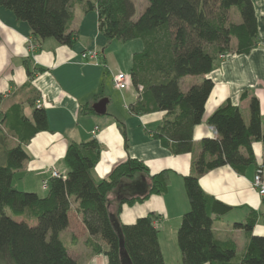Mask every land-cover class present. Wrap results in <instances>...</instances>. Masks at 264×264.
<instances>
[{"label":"trees","instance_id":"16d2710c","mask_svg":"<svg viewBox=\"0 0 264 264\" xmlns=\"http://www.w3.org/2000/svg\"><path fill=\"white\" fill-rule=\"evenodd\" d=\"M74 1L0 0V5L27 21L37 38L45 39L65 37ZM85 7L97 10L98 27L107 40L143 41L142 49L132 54L129 72L138 98L128 108L135 114L166 111L154 136L175 154L192 151L194 127L203 119L214 81L204 77L183 90L181 80L208 74L218 56L227 51L247 54L257 46L259 25L253 0H148L136 18L134 0H86ZM233 7L241 22L231 19ZM100 61L105 67V60ZM247 95L245 90L241 97ZM37 99L39 93L34 90L26 101L12 103L0 115V264H81L60 236L69 225L72 209L80 214L89 234L105 242L103 247L87 240L95 252L106 255L107 264H123L125 254L131 264H166L154 224L157 215L151 212L127 224L121 222L120 213L125 203L165 192L168 170L151 174L144 161L128 157L98 179L93 169L101 157V144L92 138L69 142L64 155L67 173L52 176L45 194L13 184L15 171L28 158L25 145L49 129L47 111L35 103ZM25 103L32 107L30 114ZM81 111L95 112L92 105H84ZM207 121L218 136L202 139V152L192 162L195 173L184 176L190 208L177 229L182 264H264V234L252 232L257 212L250 211L245 222L236 223L248 233L245 250L237 255L235 242L220 240L213 231L212 214L220 216L231 207L206 194L198 180L199 174L222 165L243 172L256 163L252 142L264 144L259 99L251 96L248 121L230 100ZM258 169L264 172V161Z\"/></svg>","mask_w":264,"mask_h":264},{"label":"crops","instance_id":"0c3cea01","mask_svg":"<svg viewBox=\"0 0 264 264\" xmlns=\"http://www.w3.org/2000/svg\"><path fill=\"white\" fill-rule=\"evenodd\" d=\"M85 1L73 2V19L63 33L65 37L51 36L45 39L37 38L27 21L17 19L10 9L0 5V115L12 103L26 101L37 90L39 99L35 103L46 109L49 125L48 130L38 132L25 145L28 158L15 171L13 184L19 189L40 193L42 188L47 192L43 182L47 181L49 185L54 168L62 174L67 173L64 155L69 142L92 138L101 144V157L93 169L98 179L107 177L116 164L128 157L144 161L151 174L168 170L170 179L165 192L151 194L144 201L125 203L120 213L121 222L127 224L151 212L157 215L155 225L163 257L168 264L162 240L166 241L169 228L171 234H177L181 217L190 208L184 176L195 173L192 162L202 152V139L218 136L216 128L207 121L209 115L230 100L241 108L248 121L250 98L255 95L259 99L264 129V0H253L259 25L258 44L255 48L247 54L227 51L224 57L218 56L208 74L183 78L187 81L184 87L181 86L183 90L202 81L204 77L212 78L214 86L205 103L203 119L194 127V147L192 151L180 154L173 153L154 136L156 128L167 117L166 111L135 114L129 110L128 104L137 100L138 92L122 91L111 85V77L115 72L130 71L132 54L142 49L143 41L135 38L123 42L118 59L113 60L111 44L108 46L109 40L98 27V12L96 9L87 11ZM147 4L148 0H144L135 18ZM231 19L241 22V17L232 13V9ZM90 49L102 52L107 70L95 61L83 58L82 53ZM108 71L111 76L106 73ZM109 88L116 94L114 97L108 93ZM245 90H248V95L242 98ZM103 97L108 98L105 114L81 111L84 105H93ZM119 97L126 108L124 116L109 109L110 105L120 102ZM31 109V105L25 103L26 113L30 114ZM96 125L99 126L98 130H94ZM252 147L256 163L247 166L243 172L226 164L198 175L199 184L206 194L231 207L220 216L212 214L213 231L220 240L234 241L237 255L244 252L248 233L244 227L236 226V223L245 222L250 211L257 212L252 232L264 234V198L253 183L258 166L264 161V144L255 140ZM109 197L114 200V192ZM114 204L111 209H114ZM69 214V225L61 234L67 231L71 244L84 242L85 247L92 250L87 245V240L91 238L105 245L100 236L89 234L75 209ZM76 246H68L69 253L75 258ZM91 250L86 258L87 264H101L102 261L107 264L105 254L92 255Z\"/></svg>","mask_w":264,"mask_h":264},{"label":"rangeland","instance_id":"374dc122","mask_svg":"<svg viewBox=\"0 0 264 264\" xmlns=\"http://www.w3.org/2000/svg\"><path fill=\"white\" fill-rule=\"evenodd\" d=\"M134 2H135V5H136V12H135V14H138V12L139 11H141V8H142V5H143V3H144V0H134ZM233 12H235V13H237L239 16H240V13H239V11H238V9L236 8V7H233L232 8V13ZM135 14H134V18H135ZM123 42H126V41H122V40H119V39H112V40H110L109 42H108V46H109V44H111L110 46V52H111V56H112V58H114L113 60H115V58H116V60L118 59V55H119V53L121 52V50H122V48H123ZM127 44H131V43H127ZM97 50V49H96ZM97 52H98V58H99V60H95V59H90V60H93V61H95L96 63H98V64H100V65H102L101 64V59L103 58L104 59V56L102 55V52L99 50H97ZM101 58V59H100ZM105 62V61H104ZM116 62V61H115ZM106 64V63H105ZM103 66H104V64H103ZM104 68H106V70H107V67L105 66ZM115 71H117V68L115 69ZM127 74H129L130 75V72L128 71V70H124ZM107 74H108V76H111V72H106ZM116 73V72H115ZM113 76V75H112ZM130 77H131V75H130ZM112 78V77H111ZM186 82L187 81H185V79H183L182 81H181V86L182 87H184L185 85H186ZM113 87H114V84H113V82H112V84H111ZM109 87V86H108ZM115 88V87H114ZM120 90V89H119ZM127 91L128 92V90L129 91H133L134 93H137L138 92V90H137V88L135 87V85L131 82L130 83V85H129V87L128 88H125V89H122V91ZM108 93H110V95H112L113 97H114V95H116L114 92H112L111 91V89L109 88L108 89ZM138 94V93H137ZM119 99H120V97H119ZM111 104V103H110ZM38 105V104H37ZM113 109V110H116L118 113H119V115L121 116H124V115H126V114H124L125 113V110H126V108L124 107V104L121 102V99H120V102H118V103H114L113 105H110L109 106V109ZM121 111H123L122 113H121ZM27 191H33V190H27ZM41 191L42 192H40V194H42L43 192H46L45 190H43L42 188H41ZM154 224H155V220H154ZM61 237H62V239L64 240V242L66 243V245L67 246H69V247H74L75 245H77L76 246V249L74 250L75 251V253L77 254V258L79 259V261H80V263L81 264H87V262H88V260L86 259L87 257H88V252L91 250H89L88 249V247H85V243L83 242V243H77V244H71L69 241L71 240L70 238L68 239V236H67V231L66 232H63L61 235H60ZM161 238H162V236H161ZM166 241H163L162 240V247H163V251H164V253H165V257H166V262L168 263V264H182V260H181V252H180V249H179V247H178V243H177V234H171V228H169L168 230H167V233H166ZM69 240V241H68ZM87 245H89L88 244V241H87ZM101 245L103 246V247H105V245L104 244H102L101 243ZM91 252H92V255H94V254H98L97 252H95L93 249L91 250ZM101 253H103V252H101ZM104 254V253H103ZM101 264H104V261H102V263Z\"/></svg>","mask_w":264,"mask_h":264},{"label":"built area","instance_id":"2783aa9c","mask_svg":"<svg viewBox=\"0 0 264 264\" xmlns=\"http://www.w3.org/2000/svg\"><path fill=\"white\" fill-rule=\"evenodd\" d=\"M83 58L85 59H95L99 60L98 58V52L96 49H90L86 50L82 53ZM221 57H224L225 54H221ZM112 82L114 84V87L117 89H125L128 88L130 83H131V77L129 74H127L125 71H119L113 74L112 76ZM141 88V86L139 87ZM99 126L96 125L94 127V130H98ZM52 176H59L60 172L56 170L55 168L51 172ZM254 186L257 188L259 194L264 198V172L261 171V169H257V172L254 176ZM48 187V182L44 181L43 182V188L47 189Z\"/></svg>","mask_w":264,"mask_h":264},{"label":"water","instance_id":"95a60500","mask_svg":"<svg viewBox=\"0 0 264 264\" xmlns=\"http://www.w3.org/2000/svg\"><path fill=\"white\" fill-rule=\"evenodd\" d=\"M107 103H108V98L103 97L97 100L92 106L96 113L105 114L107 111ZM122 261H123V264H131L129 257L126 254H125V257H123Z\"/></svg>","mask_w":264,"mask_h":264},{"label":"bare ground","instance_id":"6f19581e","mask_svg":"<svg viewBox=\"0 0 264 264\" xmlns=\"http://www.w3.org/2000/svg\"><path fill=\"white\" fill-rule=\"evenodd\" d=\"M225 54V53H224Z\"/></svg>","mask_w":264,"mask_h":264}]
</instances>
